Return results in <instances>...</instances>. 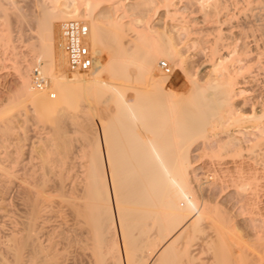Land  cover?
I'll use <instances>...</instances> for the list:
<instances>
[{"label": "bare ground", "instance_id": "1", "mask_svg": "<svg viewBox=\"0 0 264 264\" xmlns=\"http://www.w3.org/2000/svg\"><path fill=\"white\" fill-rule=\"evenodd\" d=\"M55 2L0 0V264H264V0Z\"/></svg>", "mask_w": 264, "mask_h": 264}, {"label": "rangeland", "instance_id": "2", "mask_svg": "<svg viewBox=\"0 0 264 264\" xmlns=\"http://www.w3.org/2000/svg\"><path fill=\"white\" fill-rule=\"evenodd\" d=\"M56 1L58 2V3L55 2V3H57L56 5H58L59 3H60L59 5H61L62 0H60L61 2H59V0H56ZM107 7H108V6H103V9H105V8H107ZM101 10H102V7H101L98 11L100 12ZM99 12H97L96 15H99L101 12H105V11H101L100 13H99ZM98 13H99V14H98ZM107 13H108V12H106L105 15H107ZM159 13H160V14H159ZM159 13L154 17L153 21L155 22V21L159 20L158 16L161 15V19H162V20H161V19H160V20H161L162 22L165 21L168 25H167L166 23H163V24H162L161 21H160L161 24L159 23V21L155 22V23H158V25H157L158 28H159L160 26H162L160 29H163V28H164V29H163L164 32H162L163 30L158 31V28H157L158 33H159V32H160V33L168 32V33H166V35L168 34L167 36H169V37L172 36V38L174 37L173 40L177 39V40H175V43H177L179 40L183 41L181 37H180L179 40H178L177 37L175 38V36L177 35L176 33H172V32H170V31H168V30H169V27H170V24H169L170 22H169L168 20L166 21V19L164 18L162 12H159ZM108 15H109V13H108ZM110 15H111V14H110ZM111 16H112V15H111ZM111 16H108V17H111ZM162 16H163V17H162ZM159 17H160V16H159ZM157 18H158V19H157ZM163 18H164V19H163ZM153 21H152V24H153ZM163 25H165V26H163ZM167 26H168V27H167ZM169 32L172 33V34H170ZM169 34H170L171 36H170ZM173 34H174V35H173ZM181 35H183V37L185 36V35L182 34V33H181ZM181 35L178 34V36H181ZM185 37H186V36H185ZM185 37H184V39H185ZM172 38H171V40H172ZM173 40H172V41H173ZM188 40H189V39H188ZM188 40H187V41H188ZM181 41H179V42H181ZM187 41L185 40V41H183V42H181V43L178 42V43H179V44H177L178 49H179V45H180V44H181V45H180V49L177 50V51H179L181 55H180L178 52H177V53H178L177 55H178V57H179V55H180L181 57L185 56L184 59L181 58V61H182V63H183V64H182V66H183V70H184V72H185L186 69H189V68H190L189 71L186 70V73H188V72L190 73V72H193V71H195V70L197 71V68H196V67H198V66L200 65L201 60H202V56H201L199 53L195 55V53H196L197 51H194V49H192V48H194V46H192V44L190 45V43H191L192 41L189 40L190 42L188 41V42H189L188 45H187V43H188ZM184 42H185L186 44H185ZM173 43H174V42H173ZM175 43H174V44H175ZM182 43H183V44H182ZM186 45H187L188 47H185ZM189 46H190V47H189ZM181 48L183 49L182 52L186 51L188 48H189L188 51L191 50V49H192V51H191L190 53L188 52L187 54H186V52H187V51H186V52L183 54V53L181 52ZM184 48H185V49H184ZM176 49H177V47H176ZM195 50H197V49H195ZM193 51H194L195 53H194ZM193 55H194V56H193ZM198 55H200V56H198ZM189 56H190V57H189ZM187 57H188V58H187ZM195 57H197V58H195ZM191 59H193V60H191ZM196 59H197V61H196ZM183 60H184V61L187 60L186 63H185ZM190 60H191V61H190ZM194 60H195V61H194ZM193 61H194V62H193ZM188 62H189V63H188ZM190 62H191V63H190ZM196 62H197V65H196ZM187 63H188V66L185 65V64H187ZM190 64H191V66H190ZM194 64H195V65H194ZM189 66H190V67H189ZM184 67H187V68L184 69ZM188 67H189V68H188ZM194 67H195V68H194ZM200 67H201V66H200ZM208 68H209V67H205V68H202V67H201V69L199 68L197 72L191 73V74H194V75L191 76V77H197V78L200 80V78L202 77L201 75H204V76L201 78V80H200L201 82H203V81L205 80L206 76L208 75V76H207V81H209V79L211 78V76H210V72H209L210 70H209ZM194 69H195V70H194ZM207 69L209 70V71H208L209 73L207 72ZM191 70H192V71H191ZM199 70H201V71H199ZM202 70H203V71H202ZM9 71L12 72L13 69H11V70L9 69ZM187 71H188V72H187ZM11 72H7V74L9 73L8 76H9L10 78L7 76V79H8V80L5 79V82H3V80L1 81V78H0V85H1L2 83H5V84H3V85H8V84H10L11 90H13V89L15 90V86H16V85H14V84H15V78H12V77L14 76V75L12 76V74L14 73V71H13V73H11ZM197 73H198V74H197ZM206 73H208V74H206ZM14 74H15V73H14ZM1 75L4 76L5 73L3 72ZM1 75H0V77H3V76H1ZM10 75H11V76H10ZM185 75L187 76V74H185ZM195 75H197V76H195ZM198 75H200V76L198 77ZM187 77H188V76H187ZM189 77H190V76H189ZM189 77H188V78H189ZM11 78L14 80V83L11 81ZM191 79H192V78H191ZM9 80H10L11 82H10ZM11 83H12V84H11ZM13 86H14V88H13ZM12 88H13V89H12ZM12 92H14V91H12ZM88 101H89V105H88V106H89V114H90V116L92 117V119L94 120V122H93V121H92V122L95 123L96 128H97L96 130L99 131V130H100V120H99L98 112H97V109H96V103H95L94 100H92V99H89ZM241 101H243V99H241ZM241 101L239 100V102H241ZM97 117H98V118H97ZM90 119H91V118H90ZM95 125H94V127H95ZM75 134L80 135V136H78V137L76 136L78 139H82V138H83V134L81 133V131H78V130H77V131L75 132ZM75 134H73V135H75ZM76 137L74 136L73 138L76 139ZM81 137H82V138H81ZM88 144H89V146H91L93 143H92V144L88 143ZM84 145H86V143H84ZM84 145H83V146H84ZM89 146H88V147H89ZM85 147L87 148V145H86ZM198 167L200 168V166H198ZM199 170H200V171H199ZM199 170L197 169V170L195 171V175H196V178H197L198 180H200V178H201L202 175H203V174H202V169H199ZM200 174H201V176H200ZM199 177H200V178H199ZM198 195H199V194H198ZM205 195H208V196H205V197H208V198L211 197V199H212V198H215V200H216V197H215V196L218 197V195H220V194H219L218 192H216L215 195H214V194H211V193L207 194V192L205 191ZM228 195H230V194H226V195H223V196H219V197L217 198V200H218L219 203H221V204H220L221 206H223V207L225 206L224 208H225L230 214L235 215V213H234L233 211H229V210H230V209H229L230 207H229L228 202L230 201V200H229L230 197H229ZM213 196H214V197H213ZM228 198H229V199H228ZM231 209H232V208H231ZM236 219H238V220H236ZM235 220L239 222L238 227H240V228L243 227L242 225H243L244 223H245V225H246V221L243 223L244 220H241V219H239V218H235ZM239 220H241V221H239ZM63 255L66 256L65 253L62 254V256H63ZM71 257H72V256H71ZM61 258H62V259H61ZM63 258L65 259L66 257H60L59 259L63 260ZM59 259H58V257H57V260H59ZM66 259H67V258H66ZM72 259H74V258H70L69 260H72ZM75 259H76V258H75ZM54 260H55V259H54ZM54 260L51 259V263L55 264V263L58 262V261L55 260L56 262L54 263V262H53ZM61 260H59V262H60L59 264H61V262H62ZM67 260H68V259H67ZM69 260H68V261H69ZM64 261H66V260H64ZM77 261H78V259H77ZM66 262H67V261H66ZM69 262H70V261H69ZM62 263L64 264L65 262H62ZM70 263H71V262H70ZM74 263H75V261H74ZM82 263H83V262H81V263L79 262V264H82ZM57 264H58V263H57ZM65 264H66V263H65ZM77 264H78V263H77ZM83 264H84V263H83Z\"/></svg>", "mask_w": 264, "mask_h": 264}]
</instances>
